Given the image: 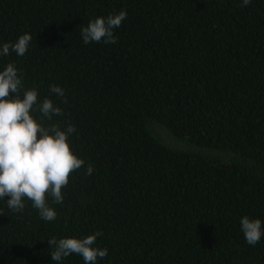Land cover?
I'll list each match as a JSON object with an SVG mask.
<instances>
[{
	"label": "trees",
	"instance_id": "trees-1",
	"mask_svg": "<svg viewBox=\"0 0 264 264\" xmlns=\"http://www.w3.org/2000/svg\"><path fill=\"white\" fill-rule=\"evenodd\" d=\"M241 3L0 0V49L32 36L24 56H0V71L14 63L25 90L63 110L45 126H75L84 161L63 203L48 198L55 221L31 201L21 213L0 201V264H56L49 238L98 231L93 247L108 255L97 264H264V237L249 245L240 224L264 228V0ZM121 10L116 44L83 42L82 26Z\"/></svg>",
	"mask_w": 264,
	"mask_h": 264
},
{
	"label": "clouds",
	"instance_id": "clouds-1",
	"mask_svg": "<svg viewBox=\"0 0 264 264\" xmlns=\"http://www.w3.org/2000/svg\"><path fill=\"white\" fill-rule=\"evenodd\" d=\"M251 0H242L240 7H247ZM127 12L121 10L105 17L90 20L82 26L80 36L85 44H116L118 37L114 30L121 26ZM32 36L23 34L15 43H4L0 56L9 55L10 49L18 56H24L29 49ZM50 93L64 97L62 87L50 86ZM67 101L65 100V103ZM32 113H38L36 118ZM63 110L50 98L38 100L36 89H24L22 74L14 63H8L0 71V201H6L7 208L13 213L25 209V200L37 210L39 217L47 222L55 221L56 210L48 203L62 204V189L68 186L70 176L79 170L84 161L71 149L69 137L76 133V128L68 123L62 130L58 123L51 122L53 116H63ZM94 169L87 167V175ZM0 215L3 210L0 208ZM241 231L246 242L255 246L264 237V228L260 219L244 216L240 220ZM102 232L85 238L65 237L47 240L52 249L50 256L56 264L76 254L83 258L84 264H97V259L108 255V250L93 247Z\"/></svg>",
	"mask_w": 264,
	"mask_h": 264
},
{
	"label": "rangeland",
	"instance_id": "rangeland-1",
	"mask_svg": "<svg viewBox=\"0 0 264 264\" xmlns=\"http://www.w3.org/2000/svg\"><path fill=\"white\" fill-rule=\"evenodd\" d=\"M159 136L163 139L162 141L173 147L183 148L185 146V143L177 141L163 129H159Z\"/></svg>",
	"mask_w": 264,
	"mask_h": 264
}]
</instances>
